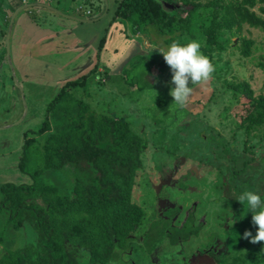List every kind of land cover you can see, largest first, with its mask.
<instances>
[{
    "label": "rangeland",
    "instance_id": "1",
    "mask_svg": "<svg viewBox=\"0 0 264 264\" xmlns=\"http://www.w3.org/2000/svg\"><path fill=\"white\" fill-rule=\"evenodd\" d=\"M97 1L98 6L93 2L86 6L92 15L97 18L106 12L114 18L115 11L105 9L104 0ZM209 1L195 2L203 6ZM2 2L0 0V34L5 32V36L1 34L0 45L3 55H7L5 22L9 11L2 9ZM78 5L81 6L73 0L71 7H76L69 14L61 11L63 7L58 11L54 7L48 9L54 22L45 19L41 24L55 27L61 20L77 25L70 18L90 20L92 15H87L85 8L76 11ZM118 5H115L116 9ZM201 6L193 18L195 25L208 26L213 10ZM165 7L171 8L170 5ZM258 8L257 5L250 11L264 19ZM51 11L58 13L55 15ZM111 23L118 24L116 37L110 41L112 25H106L101 49L98 52L93 47L94 54H98L90 57L91 64L83 75L87 78L76 95L89 103L96 114L125 117L147 143L142 169L132 191V201L143 209L144 216L137 232L129 236L128 243L126 241V249L116 251L118 264H251L249 260H240V256L248 259V248H253L254 243L243 233L248 231L254 235L255 226L251 223V213L243 215L242 205L235 198L245 188L264 197V127L245 135L241 120L251 109L252 101L243 94L227 92L224 81H246L256 96H264V32L245 25L241 34L235 33L232 46L238 45L240 38L254 41L256 49L252 57L239 59L238 53L231 50L222 53L220 62H211L216 68H222L221 79L210 75L206 81L193 84L192 93L182 107L186 112L182 113L181 107L172 102L168 94L171 87L169 67L155 50L166 48L167 37L148 35L143 29L136 32L119 18ZM223 36H228L226 28ZM181 38L182 41L190 40ZM51 44L46 48L49 58L44 59L49 61L47 75L51 72L53 77L56 76L50 84L34 82L30 88L21 89L17 72L16 80L21 84L12 80L7 57L4 55L2 59L8 69L0 79V185L31 182L17 167L23 134L42 124L46 105L63 84L57 80L71 76L72 69L67 70L68 65H62L68 60L69 53L62 58L64 49ZM9 45L13 47V40ZM227 61L231 65L229 69L225 64ZM12 62L15 68L17 64ZM40 63L42 60L36 61L35 66ZM11 82L14 85L10 87ZM177 116H180L179 120ZM11 124L14 125L1 129ZM171 127H178L177 136L176 132L168 131ZM53 174L54 182H63V190L69 193L71 184L66 180L71 179L69 171L59 176L62 180ZM163 192H166L164 197ZM162 198L169 199L174 206L167 218L162 217L157 208ZM188 213L192 220L183 224ZM4 221L5 218L0 216V225ZM7 232L13 241L11 249H22L37 240L36 232L26 223L19 229L10 227ZM185 232L188 233L183 240ZM6 241L7 236L0 243V255L6 252Z\"/></svg>",
    "mask_w": 264,
    "mask_h": 264
},
{
    "label": "trees",
    "instance_id": "2",
    "mask_svg": "<svg viewBox=\"0 0 264 264\" xmlns=\"http://www.w3.org/2000/svg\"><path fill=\"white\" fill-rule=\"evenodd\" d=\"M195 1L121 0L112 21L119 18L136 32L143 29L148 35L166 36V45L186 43L182 36L196 40L210 62H220L222 53L230 50L236 51L239 59L251 58L254 41L240 38L239 44L232 46L231 40L245 25L264 32L263 17L250 11L258 5L264 14V0H210L203 6ZM200 6L213 10L208 26L195 25L193 18ZM5 23L7 28L8 19ZM1 34L5 36V32ZM225 64L227 69L231 67L228 61ZM213 67L210 75L220 80L222 68ZM86 78L69 81L58 89L46 105L42 124L23 134L17 167L31 182L0 185V216L5 218L0 225V243L7 236L0 264H118L116 251H124L129 236L140 227L144 211L132 201V191L142 169L146 140L125 117L96 114L89 103L77 97L76 91ZM224 82L227 92L243 94L252 101L241 120L245 135L262 129L264 96H256L246 81ZM180 111L186 112L182 107ZM177 128L168 131L177 136ZM67 170L71 175L66 179L71 184L69 193L63 190V182L51 178L54 173L62 180L59 176ZM25 223L36 232L37 240L22 249H11L8 228L19 229ZM262 244L254 243L248 248V259L241 255L240 260L264 264Z\"/></svg>",
    "mask_w": 264,
    "mask_h": 264
},
{
    "label": "crops",
    "instance_id": "3",
    "mask_svg": "<svg viewBox=\"0 0 264 264\" xmlns=\"http://www.w3.org/2000/svg\"><path fill=\"white\" fill-rule=\"evenodd\" d=\"M119 1L120 0H107V8L116 11L115 5L118 4ZM71 2H73V0H4L2 2V9H7V11H9L10 7L14 8L13 12L9 11V16L7 14L6 19H8V25L6 28V33L8 31V26L11 20L10 15H13L16 12L14 14L15 16L12 21V27L8 38L9 41L13 40V47L12 45H9V43L8 45L9 60L12 66V68L10 67L13 75L12 80L15 81V83L21 82V85L18 84L21 89L26 87L30 88V84H33L34 82H38L44 85L45 83L50 84L51 82H54L56 80V76L53 77L51 72L50 76L47 75L49 69V61L48 63L44 61V59L49 58L48 56H46L48 54L46 48H48L51 43V45L53 46H60V49H64L62 50V58H66V54L69 53L67 57L68 60L66 62H63L62 65H68L67 70L72 69V71H70L71 76H63V79L57 80L63 82V84L60 86L61 88L65 83L76 80L84 75L85 68L90 66L91 64V62L89 64L90 57L96 56L98 54H94L93 49L96 48L98 52L101 49V40H103L106 25H112L110 41H112L116 37V27L118 26V24L111 23L112 15L106 12H102L100 16H97V18H95V16L92 15L90 9L86 8L87 4H91V2L97 5V0H76L78 4H81V6L78 5L77 8L83 7V9L85 8V10L90 11V16L92 15V18L87 21L95 20L94 22H87L86 20H77L75 18H70V21H75L77 25H75L74 23H65V21L62 20L61 23H57L55 27L41 24L45 19L50 21L51 23L54 22L55 18L50 17L51 14H49L48 12V9H51L52 7H54L56 11H58V8L63 7V10L61 11L63 13L65 12V14H69L70 10H73V8L76 7L74 6L72 8ZM19 3L20 5L15 6ZM51 12L55 13L54 11ZM57 13H55V15ZM110 16L111 18H109ZM101 22H103L104 24H100ZM100 25H102L101 28ZM60 40L62 41L60 42ZM2 49L3 48L0 45V54H2L1 52H3ZM4 55L7 57L5 53ZM12 60H14V62L17 64L15 68ZM38 60H42V63L38 64L36 67L35 63ZM5 64L6 63H3V61L0 62V79L4 78L3 75L8 69L7 66L5 68ZM13 71L17 72V77H19L20 82H17L16 72L14 74ZM34 74L38 75L35 76ZM12 83L13 82L10 83V87Z\"/></svg>",
    "mask_w": 264,
    "mask_h": 264
},
{
    "label": "clouds",
    "instance_id": "4",
    "mask_svg": "<svg viewBox=\"0 0 264 264\" xmlns=\"http://www.w3.org/2000/svg\"><path fill=\"white\" fill-rule=\"evenodd\" d=\"M200 48L198 41L190 40L186 43L172 41L166 48L155 49L169 67L171 87L168 94L179 107H183L190 97L192 85L206 81L214 71L212 63ZM235 199L242 205L243 215L245 212L251 213V223L255 226V234L245 231L244 237L251 243L264 242V197L245 188L238 192Z\"/></svg>",
    "mask_w": 264,
    "mask_h": 264
},
{
    "label": "flooded vegetation",
    "instance_id": "5",
    "mask_svg": "<svg viewBox=\"0 0 264 264\" xmlns=\"http://www.w3.org/2000/svg\"><path fill=\"white\" fill-rule=\"evenodd\" d=\"M166 192H163L162 193V196L164 197V195H166L165 194ZM160 203V205H158ZM158 206H157V208H159L160 210H159V212H162V213H159L162 217H165V218H167V216L170 214V213H172L173 212V210H174V206L173 205H171L170 203H169V199H166V198H162L159 202H158ZM158 210V209H157ZM166 213H167V215H166ZM191 213L189 214H187V217H186V219H185V221H184V223L183 224H188V223H190L191 222ZM187 235V233L185 232L184 234H183V237H182V239L183 240H185L186 239V236Z\"/></svg>",
    "mask_w": 264,
    "mask_h": 264
},
{
    "label": "water",
    "instance_id": "6",
    "mask_svg": "<svg viewBox=\"0 0 264 264\" xmlns=\"http://www.w3.org/2000/svg\"><path fill=\"white\" fill-rule=\"evenodd\" d=\"M104 2H105V9H107V6H108V3H107V0H104ZM106 11V10H105ZM16 13V12H15ZM14 13V14H15ZM105 13V12H104ZM14 16L15 15H13V17L11 18V20H10V23H9V26H8V31H7V59H8V61H9V66L12 68V66H11V64H10V60H9V45H8V43H9V40H8V38H9V34H10V30H11V27H12V21H13V18H14ZM95 21V20H94ZM94 21H87V22H94ZM25 107V106H24ZM12 125H14V124H11V125H7V126H5L4 128H9V127H11ZM3 129V128H2Z\"/></svg>",
    "mask_w": 264,
    "mask_h": 264
},
{
    "label": "built area",
    "instance_id": "7",
    "mask_svg": "<svg viewBox=\"0 0 264 264\" xmlns=\"http://www.w3.org/2000/svg\"><path fill=\"white\" fill-rule=\"evenodd\" d=\"M23 2H24V1H23ZM24 3H25V2H24ZM76 11H78V12H79V11H82V8L79 7V8L76 9ZM86 14H87V15H90V11H89V10H86Z\"/></svg>",
    "mask_w": 264,
    "mask_h": 264
}]
</instances>
